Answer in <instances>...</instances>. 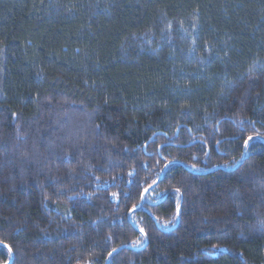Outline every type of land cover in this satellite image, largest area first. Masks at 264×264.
<instances>
[{
  "label": "trees",
  "instance_id": "obj_1",
  "mask_svg": "<svg viewBox=\"0 0 264 264\" xmlns=\"http://www.w3.org/2000/svg\"><path fill=\"white\" fill-rule=\"evenodd\" d=\"M258 136L264 0H0V264H264Z\"/></svg>",
  "mask_w": 264,
  "mask_h": 264
},
{
  "label": "water",
  "instance_id": "obj_2",
  "mask_svg": "<svg viewBox=\"0 0 264 264\" xmlns=\"http://www.w3.org/2000/svg\"><path fill=\"white\" fill-rule=\"evenodd\" d=\"M253 139H258V140H260V141H262V142L264 143V138H263V137H260V136H258V137H252L251 140H253ZM251 140H248V141H247V144H248ZM247 144H246V146H247ZM245 158H246V147H245V150H244V153H243V156H242L240 162H239L234 168L229 169V171L237 170V169H238V168L244 163ZM171 163H172V162H171ZM171 163L167 164V166H166V167L164 168V170L162 171L159 180H158L154 185H152L151 187L148 188V192H146V193L144 192V193H143V196H142V203H141L139 209L143 206V203H144V201H145V198L147 197V195L149 194V192L152 191V190H153V189L159 184V182L161 181L162 176H163V174H164L166 168H167ZM130 217H131V214H130ZM131 223H132V222H131ZM133 226L139 231V229H138L134 224H133ZM122 249H123V248H122ZM128 249H129V248H128ZM113 253H114V252H113ZM113 253L110 255V257L113 255ZM110 257H109V259H108V261H107V264L109 263ZM12 261H13V257H12V260H11L8 264H12Z\"/></svg>",
  "mask_w": 264,
  "mask_h": 264
},
{
  "label": "snow or ice",
  "instance_id": "obj_3",
  "mask_svg": "<svg viewBox=\"0 0 264 264\" xmlns=\"http://www.w3.org/2000/svg\"><path fill=\"white\" fill-rule=\"evenodd\" d=\"M248 139L251 140L252 137H249ZM245 143L247 144V141H245ZM149 187H151V186H149ZM176 191L179 192V189H177ZM144 192H145V193L148 192V188H145V189H144ZM113 195H116V194L114 193ZM132 210L135 211V207H134ZM178 212H179V205H177V213H178ZM141 231H143V230L141 229ZM141 242H142V241H139V240H138L136 243H141ZM5 247H8V246L5 245ZM8 250L11 251V248L9 247Z\"/></svg>",
  "mask_w": 264,
  "mask_h": 264
}]
</instances>
